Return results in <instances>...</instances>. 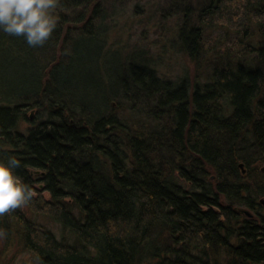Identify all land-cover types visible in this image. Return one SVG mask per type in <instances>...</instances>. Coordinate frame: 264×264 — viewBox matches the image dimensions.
I'll return each instance as SVG.
<instances>
[{"label": "trees", "instance_id": "16d2710c", "mask_svg": "<svg viewBox=\"0 0 264 264\" xmlns=\"http://www.w3.org/2000/svg\"><path fill=\"white\" fill-rule=\"evenodd\" d=\"M108 1L57 0L43 45L0 30V159L35 189L0 264H264V0L186 3L199 81L109 47Z\"/></svg>", "mask_w": 264, "mask_h": 264}, {"label": "rangeland", "instance_id": "374dc122", "mask_svg": "<svg viewBox=\"0 0 264 264\" xmlns=\"http://www.w3.org/2000/svg\"><path fill=\"white\" fill-rule=\"evenodd\" d=\"M183 1L185 3L182 4L180 0H118L114 8L112 0L108 1L111 8L106 4L109 12V28L105 37L107 45L126 53L131 50L143 51L157 65L158 72L166 78H174L187 71L194 81L201 80L203 77L198 75L199 70L195 65L183 53L171 48L170 39L183 22L186 3L191 4L190 12L196 11L194 0ZM188 23L197 26L200 22L192 14ZM21 126L23 128L25 124L21 123ZM186 186L190 187L188 183ZM12 253L13 248L10 246L5 258H11ZM23 263H31L30 255L25 251L17 254L13 262Z\"/></svg>", "mask_w": 264, "mask_h": 264}, {"label": "clouds", "instance_id": "9594fccd", "mask_svg": "<svg viewBox=\"0 0 264 264\" xmlns=\"http://www.w3.org/2000/svg\"><path fill=\"white\" fill-rule=\"evenodd\" d=\"M57 0H0V30L23 36L30 46L43 45L57 26ZM14 155L0 159V214L27 203L35 189L16 172Z\"/></svg>", "mask_w": 264, "mask_h": 264}, {"label": "water", "instance_id": "95a60500", "mask_svg": "<svg viewBox=\"0 0 264 264\" xmlns=\"http://www.w3.org/2000/svg\"><path fill=\"white\" fill-rule=\"evenodd\" d=\"M239 167L241 169V172L244 173L245 168L243 167V163H239ZM261 169L264 170V166L261 167ZM259 204L264 208V196L259 198ZM238 210H239V212H241L247 216H250V217L252 216V213L246 208L240 207V208H238Z\"/></svg>", "mask_w": 264, "mask_h": 264}]
</instances>
